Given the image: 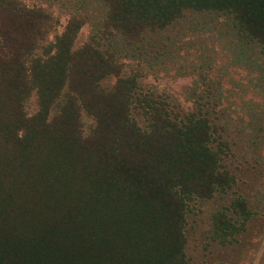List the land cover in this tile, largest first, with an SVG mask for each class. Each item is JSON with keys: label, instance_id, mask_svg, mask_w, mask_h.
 I'll return each instance as SVG.
<instances>
[{"label": "trees", "instance_id": "trees-1", "mask_svg": "<svg viewBox=\"0 0 264 264\" xmlns=\"http://www.w3.org/2000/svg\"><path fill=\"white\" fill-rule=\"evenodd\" d=\"M97 1L102 21L77 46L84 14L44 44L54 17L0 0V264H194L190 202L236 185L223 164L229 144L213 120L203 110L175 114L141 92L106 44L139 45L187 13L219 12L264 60V0ZM109 77L115 86L103 88ZM82 112L95 120L88 136ZM222 212L213 217V240L227 246L239 234Z\"/></svg>", "mask_w": 264, "mask_h": 264}, {"label": "rangeland", "instance_id": "rangeland-1", "mask_svg": "<svg viewBox=\"0 0 264 264\" xmlns=\"http://www.w3.org/2000/svg\"><path fill=\"white\" fill-rule=\"evenodd\" d=\"M15 1L54 17L56 24L44 44L60 36L75 13L88 18L77 46L96 33L102 21L103 7L97 0ZM106 45L118 52L123 73L138 78L141 92L165 101L175 114L203 110L229 144L223 164L236 176V185L210 201L190 202L189 258L194 264H264V60L260 50L242 38L231 17L219 12L187 13L174 27L146 36L139 45L118 38ZM250 60H258L261 66L246 64ZM116 80L109 77L101 86L112 89ZM37 110L34 96L27 111L34 115ZM134 118L146 128L144 118L137 113ZM81 121L85 136L90 135L95 120L82 112ZM218 211L236 222L239 235L231 245L213 240V217Z\"/></svg>", "mask_w": 264, "mask_h": 264}]
</instances>
